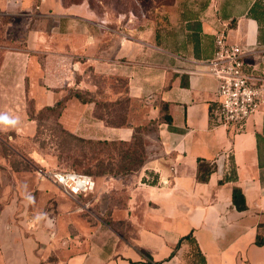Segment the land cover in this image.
<instances>
[{
	"label": "crops",
	"instance_id": "0c3cea01",
	"mask_svg": "<svg viewBox=\"0 0 264 264\" xmlns=\"http://www.w3.org/2000/svg\"><path fill=\"white\" fill-rule=\"evenodd\" d=\"M256 1L176 0L120 31L108 26L109 19L100 24L86 2L64 7L61 0H42L40 16L52 18L57 23L53 31L68 36V42L43 47L36 33L34 44L30 37L27 46L2 47V77L12 81L6 93L9 89L15 97L5 93L7 98L0 99V120L18 113L26 90L41 107L71 88L95 91L105 78L116 85L113 91L110 85L105 88L110 100L124 92L116 90L123 80L133 100L165 104L173 128L164 124L159 130L160 154L147 170L157 183L143 181L149 178L145 168L126 184L128 238L83 235L75 216L62 223L54 210L36 206L37 198H46L40 194L46 185L38 181V192L23 193L14 175L1 176L0 264H187L189 243L171 254L190 233L206 264H264V246L255 243L258 226L264 224V107L243 126L217 125L218 81L209 73L216 35L225 29L231 44L251 52L248 71L264 75V43L259 42L258 22L248 16ZM2 80L0 85L7 86ZM94 108L72 98L61 122L87 138L130 140L132 129L106 126ZM19 129L28 135L35 131L32 121ZM199 159L208 163L202 164V175L209 166L215 168L207 181L199 180ZM231 167L236 182L224 180ZM114 183L125 185L105 178L97 199ZM234 186L245 196L244 211L232 202Z\"/></svg>",
	"mask_w": 264,
	"mask_h": 264
},
{
	"label": "rangeland",
	"instance_id": "374dc122",
	"mask_svg": "<svg viewBox=\"0 0 264 264\" xmlns=\"http://www.w3.org/2000/svg\"><path fill=\"white\" fill-rule=\"evenodd\" d=\"M39 1L40 0H0V78L3 79L2 81H4V83H8L7 86L0 85V92L4 91L0 93L1 100L7 98V93L10 98L14 99L15 97L14 94L10 93L11 91L9 89L6 93V89L9 88L12 81H10V77H2V64L5 57L2 47L27 46L25 41L30 37V43L34 44L36 33L38 34L37 36H40L39 40L43 47H53L56 44L66 45L68 42V36H60V34L53 31V27H55V25L57 26V23L52 18L48 16L43 17L37 13V4ZM175 1L176 0H94L93 8L90 7L88 0H83L80 4L86 2L93 16L99 20L98 22L100 24H107V21L103 24V20L100 21V19H109L111 21L108 25L109 27L112 26L114 29L122 31L131 28L132 24L136 25L137 20L142 19V17L147 14L155 12L158 6H170L173 5ZM50 12L53 13L52 10H47V14ZM133 16V21L130 22L129 19ZM48 18L49 20H47ZM51 35H53V37H51ZM38 56L41 55L38 54ZM108 84H111V82L106 80L103 85L107 87ZM117 86V90L121 92L124 91L125 84L121 81ZM108 90L109 88L107 91ZM21 97L22 100H20L19 103L22 108H17L19 114L17 113L14 116L7 113L1 115L0 178H2L1 176L10 178L14 175L23 193L27 190H33L34 188H36L37 191L38 181L46 185V191L40 190V194H44L46 198H37L35 200L36 206L49 207L50 211L54 210V212L52 211L53 214L58 215L61 222L69 215L75 216L74 220L83 224L81 230L83 235L96 233L99 237L103 234H112L115 236L116 233H118L125 238L130 237L132 235L131 228L129 225L126 226L128 222L126 214V184L130 182L134 183L135 177L139 176L145 168L147 177H149L148 179L145 177L147 182H153L152 178L154 173H150L153 171L147 170H149L148 168L151 166L150 163L154 160L155 156L160 154L159 130L163 128L164 124H167L164 119L165 111H161V105L159 106V103L152 104L136 99L133 100L132 98H125V102L122 104L123 106H120L118 109L113 108L112 111L108 112L110 116L108 120L114 124L126 123L129 120L133 126H140L138 136L142 138L143 147L138 150L139 152L143 151L142 156L145 158V162L143 166H140L130 173L124 171L123 174L119 175L95 177L97 184L95 194L88 198H80L79 201H74L63 198L59 189L53 185L49 179L40 176V171L66 170L87 173L86 169L91 168L94 172L96 171L95 165L98 160L107 163L108 160L113 157L116 160L113 163L119 166L118 163L121 161L120 155L115 151L112 145L104 147L99 144L83 143L73 139L65 140L61 135L57 137L58 134L56 137L51 136V132L47 130V128L55 125L57 119H59V114L61 115L62 113L63 115L66 108L64 110H61V108L57 109L53 113L44 112L38 114L39 109L44 106H52L57 100L51 105L43 103V106L38 107L35 98H32L33 101H31L30 98H25L23 95ZM17 99L19 100V98ZM27 110L30 111L33 117L40 118V122L43 125L40 134L35 138L37 124L34 121H32L35 130L34 133L28 135L29 133L24 134L22 131H17L23 126L25 128L28 122L31 123V120H29L27 116ZM20 113H24V115ZM9 116L10 118H8ZM65 121L68 123V116L65 117ZM63 126L68 129L66 124H63ZM17 127L19 128L17 129ZM78 136L95 143L98 142V140H105ZM41 145L43 148H40ZM122 148L126 149L127 146ZM67 150H70L69 153H66ZM17 169L19 171H17ZM115 169H117V166H115ZM105 178H117L121 180V183L123 181L125 185L122 186L121 184L120 186L119 183H114L111 186L110 184L111 189H109V193H106L105 196L100 197L98 200V192L104 187L103 183ZM10 181L9 183H11ZM105 186H109V184ZM118 186H120V189H118ZM85 204L90 205L86 208ZM58 205L60 207V212L56 210ZM110 219L112 223L109 224L107 221ZM68 221L66 222L67 224ZM89 224H95L96 226L89 228ZM65 230H67V225H65ZM191 249L192 248H190L189 252Z\"/></svg>",
	"mask_w": 264,
	"mask_h": 264
},
{
	"label": "trees",
	"instance_id": "16d2710c",
	"mask_svg": "<svg viewBox=\"0 0 264 264\" xmlns=\"http://www.w3.org/2000/svg\"><path fill=\"white\" fill-rule=\"evenodd\" d=\"M62 4L64 7H70L72 5H78L82 3L83 0H61ZM42 0L39 1L37 4V13H40V6H41ZM88 3L90 4V7L93 8L94 6V0H88ZM175 3V2H174ZM173 3V4H174ZM248 16L255 19L258 22L259 25V42L264 43V0H257L253 6L250 8L248 12ZM101 20H106L105 18L100 19ZM114 29V28H113ZM102 78V77H101ZM101 80V79H100ZM106 79L102 78L101 82L99 83V87L95 91H91L89 89H79V88H71L66 90V93L63 95L62 98L57 99L56 103L52 106H44L41 109H39L38 114H42L44 112H50L53 113L57 109L61 110L65 109L67 107V103L70 99L76 98L78 99L81 103L83 104H91L93 103L95 105L94 108V116L100 120L103 121V123L108 126V127H114V128H120V127H127L132 129V135L130 140H98V142H93V141H88L86 139L80 138L78 135L75 133L71 132L70 130L64 128L63 124L60 121V118L62 116L59 114V119H57L55 125L49 126L47 130L51 132V136L59 137L60 135L63 136V139H73L75 141L83 142V143H90V144H99L104 147L108 146H113L115 148V151L120 155L121 161L117 164H114L113 162L116 161L115 158L111 157L107 163H105L102 160H98L96 166V171H92L91 168H87L86 171L90 175H92L94 178H99L101 176H106V175H119L123 174L124 171L126 173H130L138 169L140 166H143L145 162V158H143V151L139 152V148L143 147V142L142 138L138 136L139 131H140V126H133L131 122L128 120L126 123H121V124H114L108 120L110 118L108 112L112 111V109H118L120 106H123L122 104L125 102V98H129L130 96L128 95V88L126 87V82L123 80H120L123 84H125L124 92L119 95L116 99L110 100V95L108 92L105 91L106 86L103 85L105 84ZM109 81V80H107ZM119 81V82H120ZM110 82V81H109ZM112 86V89L115 90L116 85L114 86L112 83L108 84V86ZM118 87V86H117ZM104 88V89H102ZM117 90V89H116ZM27 91V97L30 98L31 101L33 97H31L28 94ZM128 99V100H129ZM161 105V111H165L164 113V119L165 122L167 123L168 127L172 129V119L171 116L167 113V106L163 103H159V106ZM117 111V110H115ZM63 112V111H62ZM27 116L28 119L31 121L36 122V134L34 136L37 137L38 134H40L42 130V123L40 122V118L33 117V115L30 113L29 110H27ZM37 116V115H36ZM54 130V132H53ZM137 142V143H136ZM124 146H127L126 149L122 148ZM137 147V148H136ZM40 148H43L41 145ZM70 150H67L66 153H69ZM114 155V154H112ZM202 164H208L205 162V160L199 159V171H198V176L199 180L201 181H207L208 177L210 174L214 171L213 166H209L204 174L202 175ZM115 166H117V169H115ZM16 167V166H15ZM17 171H19L17 169ZM225 181H237V173L236 170L231 167L229 174L224 178ZM223 180V181H224ZM145 183L149 185H155L157 183L156 180H154L151 183H148L146 178L143 179ZM221 181V182H223ZM232 202L234 206L237 208L239 211H244L247 209V203L245 196L238 186H234L233 192H232ZM109 224L112 223V220L110 219L107 221ZM189 243L191 246L190 248L191 251L188 253L189 260H187L188 264H206L205 257L201 253L195 239L193 236V233H190L180 239V241L177 243L175 248L173 249V252L171 256L173 257L176 255V253L179 251V249L182 247L183 243ZM255 243L258 246H264V224H259L258 229H257V234L255 238Z\"/></svg>",
	"mask_w": 264,
	"mask_h": 264
},
{
	"label": "built area",
	"instance_id": "2783aa9c",
	"mask_svg": "<svg viewBox=\"0 0 264 264\" xmlns=\"http://www.w3.org/2000/svg\"><path fill=\"white\" fill-rule=\"evenodd\" d=\"M134 16L129 19L133 21ZM106 20L102 23L105 24ZM250 51L227 40L225 29L215 38V54L209 62V73L218 81V105L213 119L227 128L243 126L264 107V75L248 71ZM68 199L79 201L95 194V178L87 173L66 170L40 171ZM90 204H85L88 208ZM83 208V205H82Z\"/></svg>",
	"mask_w": 264,
	"mask_h": 264
}]
</instances>
